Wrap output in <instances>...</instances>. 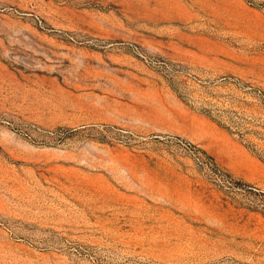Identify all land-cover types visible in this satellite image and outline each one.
Instances as JSON below:
<instances>
[{"label": "rangeland", "instance_id": "obj_1", "mask_svg": "<svg viewBox=\"0 0 264 264\" xmlns=\"http://www.w3.org/2000/svg\"><path fill=\"white\" fill-rule=\"evenodd\" d=\"M0 264H264V0H0Z\"/></svg>", "mask_w": 264, "mask_h": 264}]
</instances>
